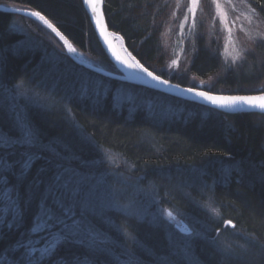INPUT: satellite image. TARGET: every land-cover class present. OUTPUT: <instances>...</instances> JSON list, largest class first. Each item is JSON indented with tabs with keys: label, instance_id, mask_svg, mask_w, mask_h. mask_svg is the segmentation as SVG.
<instances>
[{
	"label": "trees",
	"instance_id": "obj_1",
	"mask_svg": "<svg viewBox=\"0 0 264 264\" xmlns=\"http://www.w3.org/2000/svg\"><path fill=\"white\" fill-rule=\"evenodd\" d=\"M242 1L264 21V0ZM2 4L42 14L96 66L118 72L103 51L81 0H0ZM105 14L110 29L124 38L130 52L147 69L172 83L193 87L187 79L171 77L165 72L168 59L162 36L170 19L168 0H106ZM14 17L0 12L1 85L30 83L40 90L42 79L47 76L46 66L40 65L44 46L60 54L62 63L56 65L61 72L68 68L66 65L73 70L87 71L71 59L66 60L58 39L32 19L22 18V21L30 31L31 41L36 39L40 45L30 52L19 53L22 36L12 28ZM196 39L190 73L205 80L220 71L221 57L214 51L207 31L199 30ZM262 80L263 76H249L242 69L229 71L213 88H194L214 94L242 95L252 93L245 88L258 85ZM77 89L74 94L62 91L56 99L59 105L49 110L30 111L29 122L38 132L39 140L64 144L75 157L84 161L100 158L99 150L109 152L121 163L119 173L122 174L127 166L133 168L134 173L126 174L143 177L140 185L151 184L160 206L175 210V213L184 211L197 220L200 218L197 215L201 216L200 207L214 206L223 221L233 222L237 230L257 241L248 245L249 253L225 258L221 260L223 264H264V116H231L213 110L205 116L200 111L203 107L190 103L185 106L197 111L183 109L178 114L176 110L180 105L177 104L172 109L164 105L159 109L161 106H151L149 99L140 96L122 95L118 100L116 94L119 93L114 90L97 94L89 90L80 94ZM145 93L147 96L160 94L147 89ZM157 112L167 116L162 119ZM11 120L16 129L13 118ZM19 156L17 151H0V159L13 163V170L7 175L19 207L18 213L8 211L0 226L2 264H117L108 253L129 259L128 256L135 254L134 250L139 251L138 257L143 255L140 249L162 256H170L175 251L177 236L172 226L153 215L146 216L143 205V216L112 208L103 212L102 220L90 221L85 215L90 214L86 210L87 193L85 195L81 189L84 195L74 198L75 206L71 209L74 220L79 222L81 229L89 227L87 222L106 236L109 241L103 246L106 250L89 244L83 233H72L65 235L52 253L34 259L28 245L37 238L47 235L50 238L52 232H34L37 225L34 219L43 211L66 206L68 194L76 190L63 189V179L57 175L58 166L64 164L62 158L46 152L23 173L19 169ZM77 163L71 165L76 167ZM76 168L84 170V167ZM201 187L205 191L199 196ZM55 213V217L61 218L59 208ZM102 221L110 226L103 227ZM214 227V232L221 231L219 223ZM60 229V233H65L62 226ZM198 249L202 260L215 264L216 258L208 245H199Z\"/></svg>",
	"mask_w": 264,
	"mask_h": 264
},
{
	"label": "rangeland",
	"instance_id": "obj_2",
	"mask_svg": "<svg viewBox=\"0 0 264 264\" xmlns=\"http://www.w3.org/2000/svg\"><path fill=\"white\" fill-rule=\"evenodd\" d=\"M168 3L170 5V19L164 30L162 40L168 59L165 72L169 76L187 79L193 87L207 89L213 88L229 71L240 72L244 69L249 76L254 74L258 77L263 76V80L258 85L247 86L245 90L252 93H264V39H262L264 38V21L258 14L250 10L242 0H215V2L213 0H198L195 14L189 12V9L192 8L191 0H168ZM9 7L17 8L15 6ZM12 28L22 36L18 45L20 47L18 48L19 53L30 52V50L39 47L40 44L36 39L31 41L30 31L23 23L22 17L15 16L13 18ZM199 30L208 32V36L214 44V51H218L222 63L220 71L205 80H201L190 73L196 53V38ZM60 44L63 46L61 42ZM42 50L40 65L44 63L46 66L47 76L42 79L40 90L30 83H17L12 86L0 84V115H2L0 126L7 128L4 130L0 127V151H17L20 154L18 162L21 161L19 169L23 173L46 152L49 156L62 158L64 164L58 166L57 175L63 179L64 190L70 191L68 188L72 187L76 191L68 194L66 206L58 205L53 210L43 211L34 219L35 224H37L34 226V232L39 233L45 230H52V232H50V238H47L48 235L43 239L37 238L28 245L30 256H34L36 260L43 258L55 250L59 242L66 237L65 235L72 233H83L89 244H97V249L106 250L103 247L109 243L106 236L99 233L97 229H92L87 222L85 223L89 227L83 230L80 228L79 222L74 220V212L71 210L75 206L74 198L77 195L82 197L86 193V210L90 214L85 213V215L89 217L90 221L102 220L103 212L112 208H121L130 214L142 216L145 211L146 216L153 215L155 218L168 222L177 236L175 251L170 256L154 255L151 251L144 249H140L143 254L140 257L137 256L139 251L134 250L136 255L132 253V256H128L129 259H121L108 253L112 258L110 259L117 264H213V261L209 263L200 258L198 246L202 244L208 245L211 249L213 258H216L215 264H223L221 260H226L225 258H237L249 253L250 247L248 245L256 244L257 241L241 230L226 225L227 221L221 219L219 211L214 206L210 207L205 204V206L200 207L201 216L197 215L200 217L197 220L192 214L184 211L175 213V210L172 211L160 206V199L151 184L140 185L143 177L126 174L129 171L134 173L133 168L127 166L128 168L126 167L122 174L119 173L122 170L119 169L121 163L109 152L99 150L100 158L96 157L91 161L80 160L64 144L56 141L44 142L39 140L38 132L29 122V120L31 121L30 111L39 108L46 111L56 104L59 105V102L56 101L59 98L58 95L62 91L66 94L65 91L68 90L74 94L76 92L74 89L77 87L80 94H86L89 90L96 94L114 90V92L119 93L116 94L118 100L123 98L122 95L140 96L144 100L149 99L148 104L151 106H161L158 107L159 109H162L163 105L172 109L177 104L180 105L177 107L180 110H176L178 114L183 109L197 111L196 108L185 106L188 104L162 94L147 96L143 88L121 83V85L118 83L116 85L87 71L73 70L70 65H66L68 68L61 72L56 65L62 63L60 54L57 55L54 50H50L47 46L42 47ZM61 50L66 60H68L67 58L71 59L64 46ZM77 52L86 62L96 65L80 51L77 50ZM66 60L65 62H67ZM200 111L205 116L212 114L206 108H202ZM157 113L162 119L167 116L161 112ZM11 118L16 124V129L12 125ZM4 160L0 159V226L3 225L8 211L19 212L18 203L13 198V188L9 184L7 175L13 170V163ZM74 163H77L76 167H84V170L71 165ZM81 189H84V194ZM204 191L205 189L201 187L197 194L201 196ZM132 195L135 201L138 200L137 202L133 201ZM142 205L145 208L144 211ZM57 208L62 211L61 218L55 217ZM180 222L188 224L192 230L190 236H183L178 233L175 227L180 225ZM101 223H103V227L105 224L110 226L106 221ZM216 223L220 224L221 231L216 230L214 232ZM61 226L62 232L64 229L65 233H60ZM135 244L139 243L135 242ZM3 261L4 259H1L0 264Z\"/></svg>",
	"mask_w": 264,
	"mask_h": 264
},
{
	"label": "water",
	"instance_id": "obj_3",
	"mask_svg": "<svg viewBox=\"0 0 264 264\" xmlns=\"http://www.w3.org/2000/svg\"><path fill=\"white\" fill-rule=\"evenodd\" d=\"M85 12L89 18L90 24L94 29V32L98 38V41L105 52L106 56L110 60V62L115 66L117 73L107 71L99 66L93 65L89 62H86L82 56L77 52L72 43L54 26L45 16L42 14L27 10V9H19L13 8L5 5H0V12L18 16L22 18L32 19L44 27H46L65 47V50L71 60L78 65L79 67L101 77L102 79H106L112 82H118L126 85H131L138 88L147 89L150 91H154L180 101L194 104L197 106H201L203 108L213 110L225 115H241V114H257L264 116V112H261L257 109H249L247 105H237L236 109H243V111L217 107L214 104L210 103L207 100L202 99L200 96L195 95L197 92H201L206 96H211L219 99L223 98H236V97H245V98H253V97H261L264 96V93H252V94H242V95H223V94H214L202 89L194 88V87H184L175 83H172L163 77L155 74L154 72L147 69L128 49L124 38L112 31L108 25L106 14H105V2L106 0H98L95 3V8L85 4L84 0H81ZM194 14L196 13V7L194 9ZM29 13H37L39 16H43L45 20L48 21L55 29L56 32L60 33L64 39L61 40L59 36L56 35L51 29L47 27V25L42 21L37 19L36 16H30ZM67 41V45L64 41ZM118 42L121 43V47L118 46ZM71 46L73 49V53L68 50V47ZM139 66V67H137ZM140 69H143L141 71ZM151 73V75H149ZM152 76H155L156 79L153 80ZM159 81H163L160 83ZM226 225H231L232 228H235L236 225L227 221ZM176 230L179 234L183 236H190L192 234V230L189 228L188 224L185 222H180V225H176Z\"/></svg>",
	"mask_w": 264,
	"mask_h": 264
},
{
	"label": "snow or ice",
	"instance_id": "obj_4",
	"mask_svg": "<svg viewBox=\"0 0 264 264\" xmlns=\"http://www.w3.org/2000/svg\"><path fill=\"white\" fill-rule=\"evenodd\" d=\"M98 0H84L85 4H88L90 6L93 7V10L95 8V3H97ZM213 2H215V0H213ZM198 3V0H192V4L195 5ZM194 8H190L189 12L194 14ZM30 16H36L37 19L42 20L49 29H51L53 32L56 33L57 36L60 37L61 40H63L64 38L62 36H60V33L56 32V29L48 23L47 20L44 19L43 16H39L37 13H29ZM187 19V18H186ZM264 39V38H262ZM64 43L67 45V41L65 40ZM68 50L71 52L73 51V49L71 48V46L68 47ZM239 58V57H237ZM139 67V66H137ZM141 71H143V69H140ZM149 75H151V73H149ZM152 79L155 80L156 77L152 76ZM160 83H163V81H159ZM195 95L200 96L202 99L209 101L210 103L214 104L217 107H222V108H229V109H235V110H240L243 111V109H236L237 105H247L249 109H257L261 112H264V96L261 97H253V98H245V97H236V98H223V99H219V98H215V97H211V96H206L201 92H197L195 93ZM231 226V225H229Z\"/></svg>",
	"mask_w": 264,
	"mask_h": 264
},
{
	"label": "bare ground",
	"instance_id": "obj_5",
	"mask_svg": "<svg viewBox=\"0 0 264 264\" xmlns=\"http://www.w3.org/2000/svg\"><path fill=\"white\" fill-rule=\"evenodd\" d=\"M197 4H198V3H197ZM197 4L193 5V4H192V0H191V6H192V8L195 9V7L197 6ZM118 46L121 47V43H120V42H118ZM71 52H72V54H74L73 51H71Z\"/></svg>",
	"mask_w": 264,
	"mask_h": 264
}]
</instances>
